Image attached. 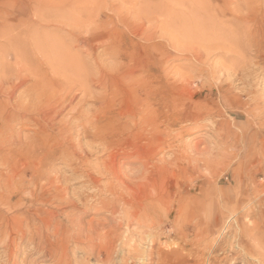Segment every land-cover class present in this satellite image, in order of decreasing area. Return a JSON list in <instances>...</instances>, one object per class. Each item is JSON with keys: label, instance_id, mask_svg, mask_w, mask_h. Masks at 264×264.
<instances>
[{"label": "rangeland", "instance_id": "obj_1", "mask_svg": "<svg viewBox=\"0 0 264 264\" xmlns=\"http://www.w3.org/2000/svg\"><path fill=\"white\" fill-rule=\"evenodd\" d=\"M246 5L243 0H0L5 140L0 180L16 174V187L23 190L0 204V264H264V0ZM49 52L75 59L72 89L61 99L66 89L54 83L37 114L21 111L16 102L33 80L21 84L16 78L15 56L35 60ZM235 58L241 59L231 64ZM100 68L111 78L105 90L94 84ZM144 68L157 76L160 102L178 103L170 95L184 82L195 91L179 111L188 120L169 130L175 141L157 146L151 162L158 169L146 176L141 147L163 127L133 131L130 121L125 123L133 117L123 115L129 101L124 77ZM5 69L12 78H2ZM50 74L43 68L39 77ZM82 87L89 89L88 104L78 106ZM104 94L108 105L100 108ZM41 111L52 116L43 120ZM80 113L90 116L76 122ZM91 116L106 121L100 136L113 148L93 140L92 125L81 126ZM59 128L64 133L56 139ZM58 141L64 142L59 151ZM221 141L226 144L219 150ZM122 147L127 153L119 152ZM216 148V163L204 165L202 159ZM111 151L119 165L115 178L105 169ZM38 159L42 168H35ZM33 181L66 193L46 201L36 188L31 197ZM162 204H168V213Z\"/></svg>", "mask_w": 264, "mask_h": 264}, {"label": "bare ground", "instance_id": "obj_2", "mask_svg": "<svg viewBox=\"0 0 264 264\" xmlns=\"http://www.w3.org/2000/svg\"><path fill=\"white\" fill-rule=\"evenodd\" d=\"M249 0H243V5H246L247 2ZM175 3V2H174ZM179 4V3H178ZM237 5H240L239 3H237ZM252 6V5H251ZM245 8L249 11V13H252L253 10L252 8H250V6L246 5ZM119 16V15H118ZM203 16V15H202ZM254 16V15H253ZM251 17V16H250ZM201 18V17H200ZM248 18V17H247ZM125 19V18H124ZM198 19V18H197ZM205 22V21H204ZM185 23V22H184ZM253 23V22H252ZM236 24H237V21H236ZM238 25V24H237ZM252 25V24H251ZM246 26V25H245ZM253 26V25H252ZM198 27V26H197ZM231 27H233L231 25ZM235 29V28H234ZM245 30V29H244ZM254 29H252L253 31ZM258 31V30H257ZM236 32V31H235ZM243 33V32H242ZM264 33V32H263ZM259 34V33H258ZM168 35V34H167ZM238 35V34H236ZM240 35V34H239ZM241 36V35H240ZM242 38V37H241ZM246 37H244V40H245ZM260 40V39H259ZM264 40V39H263ZM242 41V40H241ZM205 42V41H204ZM231 42V41H230ZM206 43V42H205ZM235 43V42H234ZM208 44V43H207ZM242 43H240L241 45ZM255 44V43H254ZM134 45V44H133ZM136 46V45H135ZM238 46V44H237ZM242 47H244L243 45H241ZM134 47V46H133ZM235 47V46H234ZM50 48V47H49ZM233 48V45L232 47H229L228 50H231ZM261 48V47H259ZM236 49V48H235ZM238 49V48H237ZM243 49V48H242ZM245 49V48H244ZM243 49V50H244ZM257 49V48H256ZM52 50V49H51ZM207 50V49H206ZM242 50V51H243ZM54 51V49H53ZM241 51V50H240ZM231 52V51H230ZM55 53V52H54ZM197 53V52H196ZM242 53V52H241ZM245 53V51H244ZM256 53V52H255ZM243 54V53H242ZM25 55V54H23ZM93 55V54H92ZM90 54V51L89 53L87 54V59H91L93 56ZM196 55V54H195ZM194 55V56H195ZM201 55V54H200ZM246 55V54H245ZM257 56H260L261 55V51L258 50ZM197 57V56H195ZM193 57V58H195ZM202 57V56H201ZM241 58H235V60L231 61L230 63L231 64H235L237 63ZM77 62H80V60L76 59ZM93 60V59H92ZM90 61V60H88ZM256 62V61H255ZM255 62H252V63H255ZM76 63L75 59L73 57H70V56H66V55H60V54H53V52H49V53H46L44 54L41 58H38V59H32V58H27L26 56H23L21 58L15 56V64H16V68H17V73L16 75V78L19 79L20 83L21 84H25L27 82V80L29 79H32L33 82L31 84H29L28 86H26V88L23 90V92L21 93L22 95L20 96V100L16 102V108L18 107L19 109H21V111H28V113H30V111H34V113H38V112H35V109H36V106H38L39 102L41 101V99L43 97H45V94L48 93V92H52V88L55 86L53 85L54 83L58 84L59 86L62 87V89H66V94L65 95H62L60 98L62 99L63 97H66L67 94L69 93V91L72 89L70 88L72 84H70L71 81L73 80H76V78L74 77V72H76V68L74 67V64ZM161 63V62H160ZM159 63V64H160ZM164 63V62H163ZM245 63H247L245 61ZM153 65V64H152ZM263 65V64H262ZM248 66V65H247ZM231 67V66H230ZM246 67V66H245ZM250 67V66H249ZM47 69L48 71L51 72L50 76H47V77H44L42 76L41 78L39 77V75L41 74V69ZM92 68V67H91ZM160 68V67H159ZM233 68V67H232ZM243 68V66H242ZM260 68V67H259ZM231 69V68H229ZM12 70V69H11ZM131 70V69H130ZM225 70V67L223 69V72ZM227 70V69H226ZM235 70V69H233ZM232 70V72H233ZM243 70V69H242ZM248 70V69H247ZM246 70V71H247ZM24 71L25 73L21 74V72ZM128 71V70H127ZM231 71V70H230ZM229 71V72H230ZM238 71V70H236ZM228 72V71H227ZM228 72V73H229ZM243 72V71H242ZM12 73V72H11ZM10 72H6V69L2 71V78L4 80H7L8 77L11 75ZM97 73V72H96ZM234 73V72H233ZM241 73V72H240ZM244 73V72H243ZM247 73V72H246ZM14 74V73H13ZM238 74V72H237ZM93 75V74H92ZM126 75V74H125ZM124 75V76H125ZM241 75V74H240ZM248 75V74H247ZM12 76V75H11ZM9 77V78H12V77ZM46 76V75H45ZM88 76V75H87ZM13 77H15V75H13ZM92 77V76H91ZM95 76H93V80ZM97 77V76H96ZM128 86H127V90H128V106H127V109L126 111L123 113L126 114V115H129L131 117H133V119L131 120H128V121H125L126 124H128V122L130 121L131 123V127L132 128L131 130H135V129H138L139 127H141L142 125L144 126H149V127H154L155 125H157V123H160L161 126L163 127V129H156L155 132H152V135L147 139V147L146 146H143L141 147L143 149H145V156H143V173L145 176L147 174H149L152 169H158V167L156 165H154L152 162H151V159L153 156L152 153L154 151H156L157 149V146L158 145H162V144H171L172 142H174L175 140L173 139V137H171V135L168 133L169 130H171L172 128H174V126H176L177 124H179V122H186L188 120V117H180L179 116V111L184 109L185 107L188 106V98L189 99H193L194 97V94H195V91H191L189 89L187 82H184V83H181V87H182V90L179 91V93H176L175 91V94H171L170 95V100L171 101H178V103H174L172 106H169L168 104L166 103H169V101L167 102L165 100V102H160L159 101V94H158V90L161 88L159 86V88L157 87V76L155 75V73L148 69V68H144L142 70H139V71H130L127 73L126 77H124ZM238 78V77H237ZM242 78H243V75H242ZM111 78H109V74H108V71L105 69V68H100L99 70V76L98 78L96 79V83L94 84H97V86L99 87H102L104 90L106 89V86H107V83L108 81L110 80ZM92 80V79H91ZM185 80V79H184ZM247 80V79H246ZM249 80V79H248ZM17 81V80H16ZM242 81V80H241ZM94 82V81H93ZM129 82V83H128ZM190 82V81H189ZM188 82V83H189ZM249 82V81H248ZM109 84V83H108ZM124 84V83H123ZM113 85V84H112ZM15 86V85H14ZM11 86L10 87V93H9V98H11L13 96V91L15 90L16 86ZM111 86V85H110ZM125 86V85H124ZM170 86V85H168ZM108 87V86H107ZM113 87V86H112ZM156 87V88H155ZM178 87V86H176ZM174 87V88H176ZM196 87V86H195ZM194 87V88H195ZM200 87V86H199ZM116 88V87H115ZM102 89V90H103ZM114 89V88H113ZM181 89V88H180ZM179 89V90H180ZM256 89V88H255ZM82 91H83V96L82 98L79 99L78 101V106L81 102H86V97H87V93L89 91V89L87 90V87H82ZM254 91V90H253ZM62 92V91H61ZM105 92V91H104ZM140 92L144 94V98H141L140 97ZM169 92V91H168ZM174 93V92H173ZM244 93V92H243ZM54 94V93H53ZM61 94V93H60ZM52 95V94H51ZM98 95V94H97ZM105 95V94H104ZM163 95V94H162ZM168 95V94H167ZM54 96V95H53ZM55 97V96H54ZM165 97V96H164ZM169 97V96H168ZM164 99V98H163ZM71 100V99H70ZM169 100V99H167ZM98 101V100H97ZM92 103H90V108H94L95 103H96V100L91 97V101ZM196 102V101H195ZM87 103V102H86ZM99 103V107L100 108H105L107 105H108V100L106 98V95L102 97L101 100L98 101ZM173 103V102H172ZM3 104V103H2ZM1 104V105H2ZM88 104V103H87ZM170 104V103H169ZM176 104V105H175ZM82 105V104H81ZM197 107V106H196ZM39 108V107H38ZM142 110L143 113L140 115L137 113L139 110ZM39 114L41 115V118L43 120H45L46 117H49L50 116V112H44V111H41L39 112ZM85 114V113H84ZM52 116V115H51ZM50 116V117H51ZM83 116V117H82ZM90 116V114H85V115H82V113H80L76 118V122H80L83 118L86 119V117L88 118ZM115 117V116H114ZM192 117V116H190ZM54 118V117H53ZM106 118V117H104ZM48 119V118H46ZM52 120V119H50ZM89 120V121H88ZM84 124L81 123V126L85 127L87 125H92V128L94 129V139L93 137L91 139L95 140L97 139L98 142H100L99 144L100 145H103L104 147H108V148H113V143L110 139H107L106 136H100V134H102L104 131H103V128L106 126V121L105 120H101L99 117H96V116H91V119L89 118ZM189 120L191 121H194L195 120V117H192L190 118ZM47 122V121H46ZM195 123V122H194ZM263 123V121H262ZM158 126V125H157ZM259 126V125H258ZM82 127V128H83ZM128 127V126H127ZM156 127V126H155ZM154 127V128H155ZM262 127V126H261ZM151 128V129H152ZM192 128V127H191ZM196 128V127H195ZM150 129V130H151ZM194 129V128H193ZM59 130V131H58ZM55 133V138L57 139V136L58 135L59 137L61 136L62 137V134L64 133V131L61 130V128H59ZM61 130V131H60ZM155 130V129H153ZM130 131V130H129ZM132 132V131H131ZM165 132V137H161L160 138V133H163ZM98 134H99V137H98ZM67 136V135H66ZM68 137V136H67ZM137 137V136H136ZM78 138V137H77ZM139 138V137H138ZM4 137H0V143L2 144L5 140H3ZM69 139V138H68ZM140 139V138H139ZM66 141V139H63V141ZM60 142L58 141L57 142V145H58V148L56 149L57 151H59L60 149V146L62 143L64 142ZM73 141V140H72ZM162 141V142H161ZM7 142V141H6ZM11 143V142H10ZM80 143V142H79ZM78 143V144H79ZM226 142H219L217 144L219 150L220 148L223 147V145H225ZM69 145V144H68ZM76 145V144H75ZM144 145V144H143ZM65 146V145H64ZM98 146V145H97ZM136 146V145H135ZM142 146V145H140ZM166 146V145H165ZM227 146V145H226ZM67 148V146H65ZM120 147V146H119ZM126 147H129V145H125V148ZM199 147V146H198ZM225 147V146H224ZM70 148L73 149V147L70 146ZM97 148V147H96ZM139 148V147H137ZM218 148H216L213 152H208V157L205 158V159H202V163L204 165H211V161L214 160L215 162V158H214V154L216 153L217 154V150ZM130 149V148H129ZM140 149V148H139ZM156 149V150H155ZM228 149V147H227ZM76 150V148H75ZM225 150V149H224ZM56 151V152H57ZM62 151V150H61ZM74 151V149H73ZM48 154H51V152L47 151ZM77 152V151H76ZM112 152V151H111ZM114 152V151H113ZM112 152V153H113ZM119 152H126L124 147L120 148L119 149ZM130 152V151H129ZM225 152V151H224ZM60 153V152H59ZM70 153V152H68ZM127 153V152H126ZM200 153V151H199ZM202 153V152H201ZM55 154V153H54ZM120 154V153H118ZM123 154V153H121ZM131 154V153H130ZM138 157H140L141 153H135ZM62 155V154H61ZM70 155V154H69ZM72 155V154H71ZM78 155V154H77ZM76 155V156H77ZM85 155V154H84ZM111 155V154H110ZM187 155V154H186ZM83 156V154L81 155ZM87 156V155H86ZM116 156H117V152L113 153V155L110 156V162L107 166H105V169L107 170V172L109 174H112L115 177H117V175L119 174L118 171H119V165L117 164L116 162ZM128 156V155H127ZM180 156V155H179ZM193 156V154H192ZM61 157V156H60ZM80 157V156H79ZM181 157H184L183 155ZM188 157V156H187ZM194 157V156H193ZM82 158V157H81ZM76 159V158H75ZM133 159V158H132ZM191 159V158H190ZM193 159V158H192ZM195 159V158H194ZM193 159V160H194ZM41 160V159H40ZM38 159V162L36 163L35 165V168L37 166V168H42L43 164H41V161ZM83 160V159H82ZM85 160V159H84ZM65 161V164H67L68 166H72L71 164V161L70 160H64ZM80 161V159L78 160ZM197 161V160H196ZM84 162V161H83ZM191 162V161H190ZM212 162V163H214ZM216 163V162H215ZM35 164V163H34ZM84 164V163H83ZM75 165V163H74ZM77 165H81L80 164H77ZM165 165V164H164ZM76 166V165H75ZM174 166V165H173ZM203 166V165H202ZM34 168V169H35ZM79 168V167H78ZM77 168V169H78ZM6 169H10V166L7 165V168ZM82 172V171H81ZM138 172V171H137ZM75 173V172H74ZM83 173V172H82ZM86 173H89L87 172L86 170ZM18 174V173H17ZM39 174V173H38ZM79 174V173H78ZM81 174V173H80ZM84 175V174H83ZM87 175V174H85ZM89 175V174H88ZM87 175V176H88ZM18 176V175H17ZM119 176V175H118ZM23 177V176H22ZM43 177V176H41ZM40 177V178H41ZM143 177V176H142ZM19 178V177H18ZM39 178V179H40ZM90 178V177H88ZM147 178V177H146ZM21 179V178H20ZM33 179H36V178H33ZM49 179V178H47ZM52 179V178H51ZM50 179V180H51ZM56 179V182L54 183V185L56 183H59V179L58 177H55ZM96 179V178H95ZM16 180V174H12V175H8L6 176L5 178L1 179L0 180V188L1 190H5V191H10V194L7 196H2L0 195V204L4 205L7 203V201H9L11 198H13L14 194H12L13 192H18V191H21L23 192V190L21 189H18V187H16V184H15V181ZM48 181L50 186H52L53 184V181ZM119 180V178H118ZM121 181V179H120ZM35 182V181H33ZM122 182V181H121ZM30 183V182H29ZM64 183V182H63ZM95 183V182H94ZM100 183V182H99ZM121 184V183H120ZM196 184V183H195ZM123 185V183H122ZM121 186V185H120ZM123 187V186H122ZM38 189L39 190V197H42L44 199V197L46 198V201H48L49 199H52L54 197H57V196H63L64 191H62V187L60 188L58 185H56L55 187V191L54 193H52L53 191L50 189L51 187H48V186H44L43 183H38V182H35V187H33L32 189H30L28 191L29 195L32 197L34 196V191L35 189ZM125 188V187H123ZM25 191V190H24ZM2 193V192H0ZM5 193V192H4ZM112 193H114V190L112 191ZM115 194V193H114ZM168 196V194H167ZM38 196H36L35 198H37ZM63 198V197H62ZM162 198V197H161ZM164 199V198H163ZM30 200V199H29ZM160 200V199H158ZM129 201V200H128ZM47 203V202H46ZM160 203V202H159ZM39 205V204H38ZM55 205V204H54ZM90 205V204H89ZM159 205V204H158ZM164 208L163 211L164 212H167L169 211V206L168 204H162ZM150 206V204H149ZM149 206L148 207H143L142 209L147 211L149 210ZM154 206V205H153ZM152 206V207H153ZM13 207V206H12ZM90 207V206H89ZM7 208V207H6ZM9 208V207H8ZM84 209V208H83ZM140 209V208H139ZM12 210V209H11ZM45 210V209H44ZM152 211V210H150ZM13 212V211H11ZM60 212V211H59ZM46 213V212H45ZM51 213V212H49ZM70 213V212H69ZM73 213V212H72ZM116 213V212H115ZM52 214V213H51ZM74 214V213H73ZM71 215V214H70ZM18 216V215H17ZM72 216V215H71ZM18 222V220H16ZM15 221V223H16ZM7 224V223H6ZM6 226V225H5ZM21 227V226H20ZM31 230V229H30ZM34 236V235H33ZM32 238V237H31ZM12 239V238H11ZM159 250V249H158ZM75 251V250H74ZM162 253V252H161ZM109 254V253H108ZM153 255V254H152ZM162 257V256H161ZM152 264V263H151Z\"/></svg>", "mask_w": 264, "mask_h": 264}]
</instances>
